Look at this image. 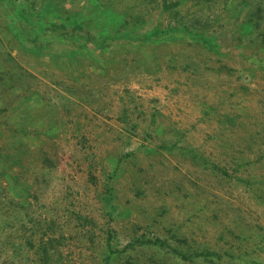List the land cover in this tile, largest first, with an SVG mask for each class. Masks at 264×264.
<instances>
[{"label":"rangeland","instance_id":"rangeland-1","mask_svg":"<svg viewBox=\"0 0 264 264\" xmlns=\"http://www.w3.org/2000/svg\"><path fill=\"white\" fill-rule=\"evenodd\" d=\"M0 264H264V0H0Z\"/></svg>","mask_w":264,"mask_h":264},{"label":"trees","instance_id":"trees-1","mask_svg":"<svg viewBox=\"0 0 264 264\" xmlns=\"http://www.w3.org/2000/svg\"><path fill=\"white\" fill-rule=\"evenodd\" d=\"M184 29H185V27H183L182 25L180 26V28H177V30H181V31H184ZM186 31H187V33L189 32V30H187L186 29ZM196 35V34H195ZM198 37H202V36H198ZM156 243H160V241H158V242H156Z\"/></svg>","mask_w":264,"mask_h":264}]
</instances>
